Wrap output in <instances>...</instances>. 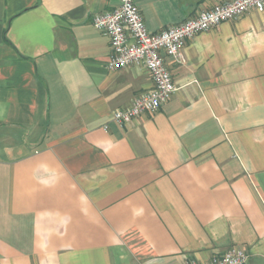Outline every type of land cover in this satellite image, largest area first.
Listing matches in <instances>:
<instances>
[{"label":"crops","instance_id":"crops-1","mask_svg":"<svg viewBox=\"0 0 264 264\" xmlns=\"http://www.w3.org/2000/svg\"><path fill=\"white\" fill-rule=\"evenodd\" d=\"M149 32L227 0H135ZM115 0H0V264H264V8L197 33L155 112L91 24Z\"/></svg>","mask_w":264,"mask_h":264},{"label":"built area","instance_id":"built-area-1","mask_svg":"<svg viewBox=\"0 0 264 264\" xmlns=\"http://www.w3.org/2000/svg\"><path fill=\"white\" fill-rule=\"evenodd\" d=\"M115 1L111 9L94 14L91 19L94 28L109 40L107 67L120 70L131 64L143 65L153 83L152 88L136 96L128 107L113 111L112 119L119 126L145 112L157 111L174 93L176 86L166 57L182 64L184 46L197 33L238 18L248 10L264 8V0H227L152 33L147 30L135 0ZM247 258L245 249L234 245L205 262L191 260L187 264H246Z\"/></svg>","mask_w":264,"mask_h":264}]
</instances>
